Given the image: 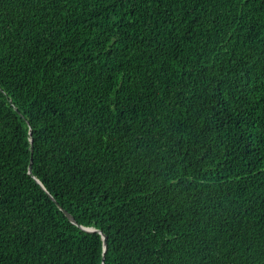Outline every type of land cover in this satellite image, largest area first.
Here are the masks:
<instances>
[{"label":"trees","instance_id":"obj_1","mask_svg":"<svg viewBox=\"0 0 264 264\" xmlns=\"http://www.w3.org/2000/svg\"><path fill=\"white\" fill-rule=\"evenodd\" d=\"M0 264H264V0H0Z\"/></svg>","mask_w":264,"mask_h":264},{"label":"water","instance_id":"obj_2","mask_svg":"<svg viewBox=\"0 0 264 264\" xmlns=\"http://www.w3.org/2000/svg\"><path fill=\"white\" fill-rule=\"evenodd\" d=\"M28 169L30 170L31 169V158H30V161H29V165H28ZM62 211L64 212V214L68 217V219L72 222V223H76V221L74 220L73 216L71 214H69L65 209H63L61 207ZM82 227V229L88 231V232H99L100 235H101V238H102V247H103V250L106 249V246H107V242H106V236L103 232H101L100 230H96L92 227H83V226H80Z\"/></svg>","mask_w":264,"mask_h":264}]
</instances>
